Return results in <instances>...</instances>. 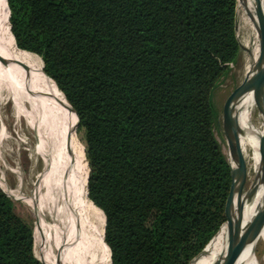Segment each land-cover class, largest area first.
Wrapping results in <instances>:
<instances>
[{
    "label": "trees",
    "instance_id": "1",
    "mask_svg": "<svg viewBox=\"0 0 264 264\" xmlns=\"http://www.w3.org/2000/svg\"><path fill=\"white\" fill-rule=\"evenodd\" d=\"M0 1L7 41L49 78L84 146L110 264H188L235 206L213 98L240 51L234 0ZM224 231L190 264H209ZM0 264H43L1 188Z\"/></svg>",
    "mask_w": 264,
    "mask_h": 264
},
{
    "label": "bare ground",
    "instance_id": "2",
    "mask_svg": "<svg viewBox=\"0 0 264 264\" xmlns=\"http://www.w3.org/2000/svg\"><path fill=\"white\" fill-rule=\"evenodd\" d=\"M238 8L242 20L236 18V25L242 23L246 29L243 47L248 56V64L247 81L242 86L237 119L245 133L244 156H249L255 171L252 181L254 188L250 199L244 202L243 209L240 210L244 192L242 193L243 187L237 176V168L232 167L235 206L225 224L218 254L209 264L221 258L229 242L250 229L264 203V166L260 183L255 187L257 173L261 165H264V0H238ZM20 51L22 50L0 40V65L16 87V96L34 129L37 151L43 161V171L37 180L42 220L49 223L53 231L52 261L54 264H103L108 254L103 250L105 242L101 238V230L94 217L92 218L87 203L92 209L94 207L87 199L86 203L84 197L77 161L76 132L54 100L49 78L41 75L24 56L23 51ZM257 57L259 61L254 65ZM252 92L258 93L262 98L258 102L261 103L258 105V125L251 119L254 106ZM231 260L232 257L225 264H230ZM234 264H264V253L261 260L255 261L252 245L248 244Z\"/></svg>",
    "mask_w": 264,
    "mask_h": 264
},
{
    "label": "rangeland",
    "instance_id": "3",
    "mask_svg": "<svg viewBox=\"0 0 264 264\" xmlns=\"http://www.w3.org/2000/svg\"><path fill=\"white\" fill-rule=\"evenodd\" d=\"M237 18L242 20L240 11L237 15ZM236 35L240 44V51L236 56L234 63L230 64V68L226 75L222 77L220 83L216 87L213 98L219 111L215 134L217 139L221 142L223 151L227 154L228 159L232 162L233 167L237 168V176L239 178L240 184H242L243 193L245 191V178L242 173V169L237 167L235 160L232 159L231 152L228 151L224 127L225 118L228 136L231 139L234 134L237 152L239 153L240 158L246 163L250 180L253 181L255 171L252 169V161L249 156H244L243 138H245V133L238 124L237 119L238 104L241 98L242 88L238 92L234 101H232L231 93L232 89L244 77L246 66L248 64V56L245 48L243 47V42L245 41L246 37V29L242 23L238 26L236 25ZM0 40L9 46H12L7 41V32L3 22V4L1 1ZM29 54L30 58L35 63L39 62L42 64L39 56L31 52H29ZM16 57L20 58L19 56ZM15 89V85L7 75L4 68L0 65V187L13 199L16 212L32 223L35 255L38 258H41L44 263L54 264L52 261L53 231L51 230L50 224L45 223L42 220L43 216L40 211V187L37 179L40 177L43 171V161L37 151L36 137L33 131L34 129L28 121V115L19 101L17 97V90L15 91ZM252 100L254 102V106H252L251 119L253 123H257L256 125H258L260 123V114L258 110L261 104L258 102H261L262 98L258 95V93L252 92ZM78 139V151L81 149V147H83L84 151V146L79 138V135ZM87 206L91 211L92 216V208L88 203ZM97 215L98 221L100 222L101 214L98 213ZM258 239L259 240L255 246V249L253 250L255 261L261 260V257L264 253V227L261 230ZM250 244L253 246V243ZM103 250L107 254L105 245ZM108 263L110 264V256L109 262L107 256V260L103 264Z\"/></svg>",
    "mask_w": 264,
    "mask_h": 264
},
{
    "label": "water",
    "instance_id": "4",
    "mask_svg": "<svg viewBox=\"0 0 264 264\" xmlns=\"http://www.w3.org/2000/svg\"><path fill=\"white\" fill-rule=\"evenodd\" d=\"M234 10H235L236 18H237V15L239 13L238 0H234ZM258 61H259V58L257 57L255 62H254V65H256L258 63ZM262 75L264 77V63H263ZM246 81H247V78H246V72H245L244 77L231 91L232 101H234L236 99L238 92L240 91L242 86L246 83ZM223 118H224V115H223ZM224 127H225V132H226L228 151L231 152V154L233 155V159L235 160L237 167H240L242 169V173H243L244 178H245V191H244L243 198H242V201H241L240 206H239V209L242 210L243 206H244V202L250 199V196L252 194L254 186L252 184V180H250L247 165L240 158V155L237 152L234 134H233V137L231 139L228 136V132L226 129V124H225V118H224ZM263 166L264 165L262 164L261 169L258 171L257 176H256V184H255L256 188L258 187V184L260 183V180L262 177ZM230 176L232 178L231 166H230ZM86 181H87V177H86ZM230 182H231V179H230ZM86 189H87V182H86ZM7 195H9V194H7ZM226 200H227V197H226ZM225 206H226V201H225ZM104 222H105V219H104ZM227 222L228 221L225 218V207H224V219L222 220L220 226L222 224H226ZM220 226L213 233V235L208 239V241L203 245V247L192 258L197 257L198 255H200L204 251L205 246L209 243V241L213 238V236L218 232ZM263 227H264V203H262V207H261V210L259 212V215H258L255 223L250 227V229L247 232H245L244 234L236 237L234 240L229 242L226 249H225V252L221 256V258L219 260L215 261L213 264H225V261L227 259H229L230 257H232L230 264H234L236 259L238 258V256L242 252V250L246 247V245H248L250 243H253L252 249L254 250L255 246L259 240L258 238H259L260 232L263 229ZM38 259L44 264V262L42 261L41 258H38ZM190 260H189L188 264H190Z\"/></svg>",
    "mask_w": 264,
    "mask_h": 264
}]
</instances>
